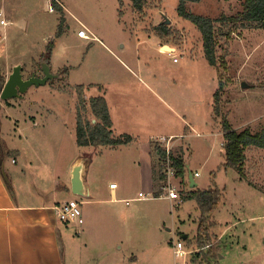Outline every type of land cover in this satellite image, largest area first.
Instances as JSON below:
<instances>
[{"label": "rangeland", "instance_id": "obj_1", "mask_svg": "<svg viewBox=\"0 0 264 264\" xmlns=\"http://www.w3.org/2000/svg\"><path fill=\"white\" fill-rule=\"evenodd\" d=\"M243 1L201 0L188 2L187 9L217 19L237 15L243 10ZM178 4L179 0H146L139 11L132 0H0V20L9 21L6 25L0 23V75L22 63L25 77L33 71L43 76L40 65L50 47V67L59 74L46 84L32 85L21 97L0 99V160L7 158V174L11 166L24 170L23 181L34 194L40 187L52 193L55 185L51 178L57 173L67 177V163L73 155L80 153L86 158L88 181L92 188L99 189L98 197L103 200L82 202L83 222L72 223V234L66 238L67 251L72 243L88 242L87 250L92 248L98 256L95 243L108 239L104 242L123 243L124 255L133 247L136 253L146 255L154 246L131 242L158 238V249L153 252L160 253L161 264H190L187 256L176 260L172 248L184 233L189 238L194 236L192 240L197 243L201 211L197 200L184 198L183 193L217 186L222 197L209 218L216 233L228 227L216 247L226 256L223 264L239 258L260 264L264 259V148L245 149L242 172L226 165L221 119L225 117L237 131L249 128L257 133L264 126V28L233 24V33L219 38L217 55L226 61V67L217 69L204 55L201 31L179 15ZM83 25L91 38L79 37ZM161 42L174 44L177 50L173 55L163 52ZM154 75L159 85L153 87L174 103L177 112L157 102L137 81ZM119 79L128 82L121 87L129 97L118 93ZM242 81L250 87L243 89ZM220 82V115L215 114L211 123L213 94ZM80 91L87 98L108 96L113 105V112L111 106L109 111L114 116V134L130 122L137 133L134 135H140L138 142L118 147H80L76 136ZM120 100L134 105L123 102L122 106H114ZM140 101L149 104L151 110H144ZM191 107L193 113H188L192 115L187 119L194 121L200 135L186 138L183 117L187 113L183 109ZM85 115L95 122L90 108ZM170 131L186 135L174 140V152H181L187 172L200 173L195 177L197 186L190 187L188 179L179 178L181 198L137 199L140 192L147 191L138 173L144 166L142 157L146 152L150 156L148 136ZM151 147L153 164L160 168L152 142ZM111 182L117 184L119 194L127 197L120 203L108 200ZM155 189L159 192L160 184ZM90 223L96 229L88 233ZM213 236H209L212 242ZM205 250L195 255L202 256ZM145 260L143 263L149 264V257Z\"/></svg>", "mask_w": 264, "mask_h": 264}, {"label": "crops", "instance_id": "obj_2", "mask_svg": "<svg viewBox=\"0 0 264 264\" xmlns=\"http://www.w3.org/2000/svg\"><path fill=\"white\" fill-rule=\"evenodd\" d=\"M9 23V21H7ZM7 23V24H8ZM91 32V31H90ZM92 33V32H91ZM160 49L165 52L167 51L171 55L177 50V46L171 43H163L159 45ZM168 46L169 50H165L164 47ZM205 55V54H204ZM16 65V64H15ZM128 67L127 64H125ZM140 67L142 66L139 65ZM129 69H131L129 67ZM133 71V70H132ZM12 72L5 71L1 75L5 78ZM134 72V71H133ZM144 72V71H143ZM157 76L150 77L149 79L141 77L140 81L141 87L146 90L150 91V95L159 103H164L166 107H170L173 109V112L177 110L174 107V103H171L162 95H160L154 85H157ZM127 81L122 79L118 80V87H116L118 93L122 92L124 96L129 97L130 94L126 89H123L121 86L127 84ZM159 85V84H158ZM124 90V91H123ZM216 92V91H215ZM214 92V94H215ZM213 94V108L211 113V123L215 118V111H214V102L215 96ZM108 102V106H111V112H113V105L109 100L108 96L106 97ZM138 100V99H137ZM139 101V100H138ZM124 100H120V102L114 103V106L118 107L119 105L122 106ZM143 104L144 110H151L149 104H146L144 101H140ZM175 104L178 106V102L174 101ZM127 105H134V102H130L125 100ZM160 108V105H159ZM184 112L187 114L184 115V125L185 129L188 130L186 138L189 136H194L193 130L191 128H196L193 126L187 119V115H192L188 113H193V107L191 109H183ZM110 112V115H111ZM172 112V111H171ZM177 112V111H176ZM130 114H127L129 119ZM114 126V116L111 117ZM128 126L126 128L121 129L119 133L116 132L117 135L122 134H129L132 136L133 140L129 143L138 142V135H134L137 133L133 127H130V122H127ZM139 122L138 125H140ZM77 127V126H76ZM138 129V128H137ZM133 132V133H131ZM115 134V135H116ZM175 135L178 133L174 132H166L160 133V135ZM181 134V133H180ZM153 133H150L148 139H151ZM159 135V134H155ZM127 143V144H129ZM149 143L150 150L149 154L146 152V155L142 157L143 162V169L142 173H138L139 179L144 180L146 188V192L156 191L155 188L161 185V176L159 173L158 165L153 164L152 153L153 149L151 147V140ZM147 143V144H148ZM125 144V145H127ZM121 146V145H120ZM152 149V150H151ZM152 151V152H151ZM181 152L175 153V155H179ZM83 154L77 153V155H73L67 163V177L65 175H54L51 178L52 183L55 185V190L52 193L44 192L40 190V188H36V193L30 192L31 187H28L27 184L23 181V176H25L24 170H19L18 166H11V172L9 174L6 173L5 165L8 163L7 158L3 157L1 159L0 164V264H144L143 261H146L147 257H149V264H161L160 260V253L157 251L153 252L155 248L158 249V238H138V240H133L131 245H152L154 248L152 249L151 254L145 253H136V249L131 248L129 249V254L124 255L122 252L123 250V243L117 242L113 245V241H107L108 239L100 241L96 245V248L99 247L100 254L98 256L94 255L92 248L88 251V242L83 245L81 243H72L70 244V249L67 251V244L66 238L71 236L73 227L71 226L72 223L70 221H64L59 219L57 215V206H60L62 203L73 199V192H72V185H71V177H70V170L72 165L79 160ZM14 160V159H13ZM12 160V161H13ZM40 161H42L40 159ZM92 161V159H91ZM90 161V162H91ZM17 164V161L14 165ZM13 165V164H12ZM89 163H86V171H85V182L88 184L90 189V196L86 200H82V202L86 203H94L95 201H101L102 198H99V189L92 188V185L88 181L89 176ZM154 168L156 170H154ZM55 171V170H54ZM51 172V170H50ZM24 174V175H23ZM188 177V172H187ZM181 178V177H179ZM183 179V178H181ZM188 179V178H187ZM189 181V180H188ZM114 182H111L113 184ZM30 188V189H29ZM35 188V187H34ZM155 189V190H154ZM118 186L116 188H110V195L111 197L108 199L114 203H120L123 199L127 198L124 195L119 194ZM158 190V189H157ZM85 198V197H84ZM211 223L212 221L209 220ZM233 225V224H231ZM228 228V227H227ZM225 228L221 233H216L212 231V228L209 229L210 235L218 234V236H213L215 238L214 242L218 245L222 242L223 236L227 234L228 229ZM96 227L90 223L87 227L88 233L93 232ZM85 234H87L86 229L84 228ZM197 233V232H196ZM194 237V236H193ZM193 237L189 238L188 234H183V239L186 244L187 249L195 248L196 243L194 242ZM220 242V243H219ZM77 244H80L81 247H77ZM115 246V249L112 248ZM106 247V248H105ZM86 250L87 253H84ZM222 249H218L217 255H215L214 250H205V254L202 256L195 255L197 251L193 253L187 254V262L190 264H223V260L225 259V255L220 254ZM200 252V251H198ZM97 254V252H96ZM145 255V256H144ZM174 264H178L175 262ZM230 264H255L250 260L239 258L237 260L232 261ZM260 264H264V259L260 261Z\"/></svg>", "mask_w": 264, "mask_h": 264}, {"label": "trees", "instance_id": "obj_3", "mask_svg": "<svg viewBox=\"0 0 264 264\" xmlns=\"http://www.w3.org/2000/svg\"><path fill=\"white\" fill-rule=\"evenodd\" d=\"M201 0H179L177 7L178 13L181 17H184L193 22L201 31L203 38V50L205 57L209 63L219 69L220 67H226V61L219 59L217 55V47L220 37H229L234 30L231 26L236 23H240L241 26L251 27L256 29L264 28V0H244L243 10L237 15L229 17H221L213 19L207 16L194 14L187 9L188 2H199ZM135 9L142 11L145 7L146 0H132ZM167 33L169 30L164 29ZM49 44L48 46H50ZM52 48L50 47L48 52L44 54V58H49ZM6 78L0 75V83L4 84ZM222 84L216 90L214 111L215 114L220 115L219 111V99ZM79 103L77 105V143L80 147L84 146H109L118 147L120 145L127 144L133 140L129 134L115 135L112 129L113 121L110 115L109 106L106 98L103 95L92 96L87 98L83 92H79ZM90 108L92 115L95 118L89 119L85 113ZM222 131L224 136V148L226 156V165L235 167L239 172L243 171V166L246 161L245 149L249 146H256L264 148V126L257 132L253 133L249 128L242 131L233 129L230 122L225 117L221 119ZM1 145V144H0ZM162 158L164 156L163 151L157 150ZM175 166L177 169L178 177L187 180V170L185 161L182 154L173 155ZM1 164V160H0ZM184 198H195L198 203V207L201 211L199 227L197 231V243L196 248L205 247L209 244V250H214L217 255L218 246L217 243L212 242L209 237V229L212 223L210 220V214L217 207L221 200L222 192L217 187H210L209 189H193L187 193H183ZM216 248V249H215Z\"/></svg>", "mask_w": 264, "mask_h": 264}, {"label": "built area", "instance_id": "obj_4", "mask_svg": "<svg viewBox=\"0 0 264 264\" xmlns=\"http://www.w3.org/2000/svg\"><path fill=\"white\" fill-rule=\"evenodd\" d=\"M52 9V8H51ZM0 15H3V12L0 11ZM0 23L3 25H6L8 22L2 18L0 20ZM79 37L88 39L91 38L89 35V29L86 26H82V29L78 31ZM193 130V133L197 136L200 135V133L195 130L194 128H191ZM185 134L180 135H155L151 137V142L154 144L156 151L161 150L164 152V156L161 158L160 154V168L159 173L161 176V185L159 192H140L139 195L136 197L137 199H148L152 197H164L168 198L169 200H177L178 198L182 197V194L180 192V187L178 185L179 183V177L177 175V169L174 162L173 155L174 152V140L176 138H182L185 137ZM200 176L199 172L194 173V178ZM112 188H116L117 184L113 183L110 185ZM81 204L82 201L78 199H70L64 203H62L60 206H57V215L59 219L64 221H70L74 223H82L83 219L81 217L82 210H81ZM180 205V200H178V204ZM207 247H209V244L205 247L201 248H193V249H187L185 241L183 239H178L176 242L173 243V254L176 260L181 259L183 257H186L187 254L193 253L195 251H202L205 250Z\"/></svg>", "mask_w": 264, "mask_h": 264}, {"label": "water", "instance_id": "obj_5", "mask_svg": "<svg viewBox=\"0 0 264 264\" xmlns=\"http://www.w3.org/2000/svg\"><path fill=\"white\" fill-rule=\"evenodd\" d=\"M170 22L169 20H167ZM49 58H44L41 62V70L43 76L37 75L35 71L31 72L30 75L25 77L24 75V65L22 63L16 64L12 68V72L8 75L4 84L0 83V98L2 100H8L11 98L21 97L32 85H42L46 84L50 79L59 77V74L52 72ZM242 88L246 89L250 87V84L246 81H242ZM86 158L81 157L77 160L71 167L70 177L72 192L80 197L88 198L90 196V189L88 184L85 182V171H86ZM188 180L190 187L197 186L194 174L190 171L188 172Z\"/></svg>", "mask_w": 264, "mask_h": 264}, {"label": "flooded vegetation", "instance_id": "obj_6", "mask_svg": "<svg viewBox=\"0 0 264 264\" xmlns=\"http://www.w3.org/2000/svg\"><path fill=\"white\" fill-rule=\"evenodd\" d=\"M1 99V98H0ZM2 100V99H1ZM9 100V99H8ZM3 101H7V100H3ZM0 109H1V105H0Z\"/></svg>", "mask_w": 264, "mask_h": 264}]
</instances>
